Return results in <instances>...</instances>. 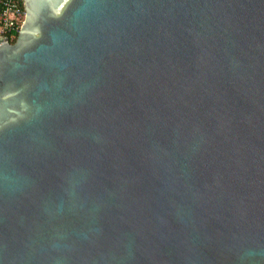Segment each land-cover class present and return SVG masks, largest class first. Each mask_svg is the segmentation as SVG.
I'll list each match as a JSON object with an SVG mask.
<instances>
[{"label":"water","instance_id":"obj_1","mask_svg":"<svg viewBox=\"0 0 264 264\" xmlns=\"http://www.w3.org/2000/svg\"><path fill=\"white\" fill-rule=\"evenodd\" d=\"M22 1L0 264H264V0Z\"/></svg>","mask_w":264,"mask_h":264},{"label":"built area","instance_id":"obj_2","mask_svg":"<svg viewBox=\"0 0 264 264\" xmlns=\"http://www.w3.org/2000/svg\"><path fill=\"white\" fill-rule=\"evenodd\" d=\"M25 14L21 0H0V44L14 40Z\"/></svg>","mask_w":264,"mask_h":264},{"label":"trees","instance_id":"obj_3","mask_svg":"<svg viewBox=\"0 0 264 264\" xmlns=\"http://www.w3.org/2000/svg\"><path fill=\"white\" fill-rule=\"evenodd\" d=\"M21 1H22V0H21ZM22 5H23V1H22ZM16 38H17V35H16V37L14 38V40L11 41V43H14L15 40H16Z\"/></svg>","mask_w":264,"mask_h":264}]
</instances>
